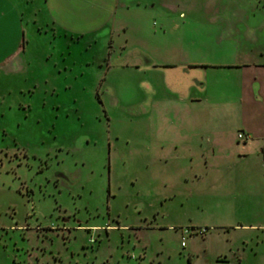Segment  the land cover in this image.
Returning <instances> with one entry per match:
<instances>
[{
    "label": "rangeland",
    "instance_id": "1",
    "mask_svg": "<svg viewBox=\"0 0 264 264\" xmlns=\"http://www.w3.org/2000/svg\"><path fill=\"white\" fill-rule=\"evenodd\" d=\"M0 49V264L134 262L122 257L117 233L88 256L81 251L86 231L67 242L45 239L42 253L34 226L60 222L57 200L92 223H104L108 208L128 227L155 216L154 228L133 236V253L146 248L160 264H264V230L224 228L227 206L213 213L217 137L195 127L197 118L209 128H234L239 141L243 111L231 101L264 84L251 73L262 66L223 63L264 62V0H0ZM149 59L201 63L206 86L191 95L206 99L175 100L169 69L149 67ZM244 111L254 115L247 104ZM18 147L19 166L11 160ZM59 171L68 180L48 183ZM21 180L33 201L18 190ZM256 181L264 184L263 175L251 178V194ZM255 198L252 213L261 214ZM27 221V231L16 229Z\"/></svg>",
    "mask_w": 264,
    "mask_h": 264
},
{
    "label": "crops",
    "instance_id": "2",
    "mask_svg": "<svg viewBox=\"0 0 264 264\" xmlns=\"http://www.w3.org/2000/svg\"><path fill=\"white\" fill-rule=\"evenodd\" d=\"M127 47L128 44H125L123 49ZM0 54H2L1 49ZM11 54H9V56ZM260 54L264 56V50H262ZM243 55L244 57L248 56L247 53H244ZM184 62L185 61H182V59H180L178 61H169L159 64L158 62L155 63L150 59L148 60L149 67L153 65L154 67L169 69L167 73V84L169 90L173 93V95L178 96H174L175 100L179 98L181 101L192 100L193 102H203L206 97L193 99L191 95L194 86H206L204 82L202 84L199 81V79L203 80V65L199 62ZM223 64H229L230 66L234 67L238 66L241 67V69L243 67H246V65H251L253 67L261 65L262 69H260V71L253 70V68L251 69V73L253 75V80L255 81L261 80L262 76L260 75L264 76V62L261 63L258 61H251L250 59L245 61L244 63H240L238 61ZM242 70L245 69L243 68ZM175 71H178V73L176 74ZM193 71L198 73V77H188V73ZM169 78H171L170 81ZM185 79L188 80L187 83H185V85L181 84V82H185ZM261 81L260 84H250V88H247L248 94L246 96L242 94L240 98L236 97L231 101V104L236 109L241 108V111H243L239 115L242 121L239 122L237 129H239L240 132L244 133L248 137L240 138L238 134V141L236 137L237 135L235 136L234 128L230 129L229 127L228 129L226 128L224 130L220 128L215 129L213 127L209 128V126L202 125L203 123L201 124L197 118H194L196 122L195 127L198 131L202 130L203 134L211 133L212 137H217V139L214 140L213 156L220 159V161L214 162V164H212V203L214 206L213 213L215 214L221 212L222 209L226 206L230 208L229 210L231 211V214H228V216L221 214L227 219L219 217V224L224 228L242 227L244 228L243 230H264V222L262 221L261 217H259V215H264V211H262L261 214H253L251 210V200L255 197L258 198L256 204L261 205L264 209V184H262V181L255 182V194H251L250 192V188L252 185L251 178L253 177V175L259 173L264 177V118L262 117L263 120L258 119L256 117L257 113L255 112V110H258L259 113L260 110L264 112V84H262ZM149 86L152 90L155 89L154 84H150ZM244 86L245 85H243V87ZM170 98L171 100L173 99L171 95ZM245 98L247 99V101H245ZM246 104L248 109L251 108L254 110V115H245L244 108ZM194 117L197 116L194 115ZM224 124H226V122H224ZM220 134H222V138L219 137ZM229 134L231 136H229ZM218 147L219 149L223 150V155H218L216 153ZM252 156L256 157L255 162H251L250 158ZM227 220L229 221V223L227 222ZM260 243L263 244V242H257L258 245Z\"/></svg>",
    "mask_w": 264,
    "mask_h": 264
},
{
    "label": "flooded vegetation",
    "instance_id": "3",
    "mask_svg": "<svg viewBox=\"0 0 264 264\" xmlns=\"http://www.w3.org/2000/svg\"><path fill=\"white\" fill-rule=\"evenodd\" d=\"M187 79H185V82H181V84L187 83ZM184 87V86H183ZM23 153L24 150L21 147H18L14 150L12 153L11 160H15L17 162V166L23 164ZM27 154V153H25ZM35 157V156H34ZM44 166L38 169V172H42L44 170ZM14 169L15 166H14ZM68 180V177L64 171H59L56 173L55 177L48 179V183L52 181L55 186H58L61 180ZM70 182V181H69ZM71 183V182H70ZM24 189V190H23ZM110 184L107 187V199H110L113 195L110 191ZM18 190L23 194L28 195V199L33 201V195L34 190L33 188L29 187L23 180H21L20 185L18 187ZM34 206V205H33ZM59 213V218H61L60 222L57 224L52 225H42L41 222H38L34 228L36 232L38 233L39 237H42L43 239V245L41 246L42 253H46L47 249L49 248V242L54 239L56 235H62L64 237L65 242H67L68 239L71 238V236L75 235L77 231H86L88 235V240L83 242L81 244L82 253L85 256H88V253L91 250L98 249L101 244L104 241H107L111 239L114 233H117L119 236L118 244L125 248V250H122V257L127 259H132L134 262L132 264H160V261H156L155 258H148L147 257V250L146 248H143V250L138 254L135 255L133 253L135 245V237L138 234V231L141 229L146 228H154L153 219H150L147 224L145 225H139V226H125L120 223V219L118 215H113L109 208L107 209V219L104 221V223H92L90 222V217L88 220L83 221L82 219L78 218V211H68L67 208H63L62 205L57 200V206ZM33 209H35L33 207ZM12 213H15V208L12 209ZM35 211V210H34ZM35 214V212H29L27 215V218L32 217ZM99 213H96L94 215H98ZM105 215V216H106ZM147 221V218L145 219ZM169 229H175L174 226H169ZM22 228L24 231H27L28 228H30V222H25L24 225H18L16 229ZM23 231V232H24ZM189 232V231H188ZM186 232V233H188ZM182 246H186L185 236H183ZM45 239H49L50 241H44ZM44 253V254H45ZM40 257V256H39ZM52 257L55 260L59 259V256L52 255ZM76 264H110L109 258L104 260L101 263H95L94 260H89L88 258L82 259H74ZM37 264H44L43 260Z\"/></svg>",
    "mask_w": 264,
    "mask_h": 264
},
{
    "label": "built area",
    "instance_id": "4",
    "mask_svg": "<svg viewBox=\"0 0 264 264\" xmlns=\"http://www.w3.org/2000/svg\"><path fill=\"white\" fill-rule=\"evenodd\" d=\"M239 137H240V138H245V137H248V136H246L244 133L240 132V133H239ZM263 163H264V160H263Z\"/></svg>",
    "mask_w": 264,
    "mask_h": 264
}]
</instances>
